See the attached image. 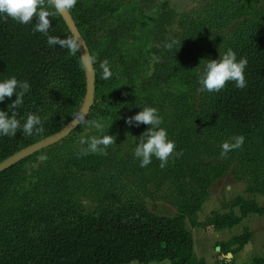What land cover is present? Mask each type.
Instances as JSON below:
<instances>
[{"label": "trees", "instance_id": "1", "mask_svg": "<svg viewBox=\"0 0 264 264\" xmlns=\"http://www.w3.org/2000/svg\"><path fill=\"white\" fill-rule=\"evenodd\" d=\"M217 1L203 10L202 23L208 25L185 27L174 49L166 48L161 57L162 65L165 61L164 73L171 70L176 75L181 65L213 54L214 47L211 49L208 41L213 34L210 29L225 27L235 14L237 0H224L223 5ZM162 6H158L154 15L146 16L139 0H77L69 12L86 41L96 79L92 109L78 128L103 106V110H109L116 130L128 133L139 130L142 134L148 126L129 127L125 117L146 105L158 108L164 120L162 126L168 129L170 138L176 141V151L182 155L170 157L164 168L155 157L144 168L134 159L138 164L130 165L129 171L121 174L129 173L135 183L138 176L148 197L169 202L177 212L157 213L144 199L98 202L94 210L88 211L80 199L87 196L81 189V176L74 174L69 178L68 173H53L50 168L41 173L37 187L29 186L18 192L20 166L35 153L0 173V264H150L165 260L170 264H205L194 257L193 236L187 222L193 227L199 225L197 213L208 197V188L228 170L222 163L221 144L231 133L243 135L242 149L246 151L245 158L240 155V159L252 162L258 156L264 158V13L257 11V17L235 28L233 39L225 46L236 51L238 59L247 58L248 86L238 89L229 82L221 91L208 93L198 91L193 82L191 107L185 108L190 98L187 92L182 91L183 95L169 84L168 103L167 93L155 87L159 79L150 74L141 77L149 34L153 26L165 25L162 20L157 21L162 11L173 13L167 1ZM48 7L53 13L49 17L52 22L49 35L73 38L61 15L54 7ZM35 22V17L27 25L0 17V78L15 75L30 83L31 92L19 109L20 116L30 112L41 115L44 131L32 136L18 131L14 137H0V161L63 128L79 111L86 92L85 68L79 51L73 55L59 45L49 46L46 35L33 32ZM104 60L113 72L108 80L101 78L100 63ZM197 78L198 75H193L194 80ZM15 98L14 94L11 100ZM8 103L10 100L6 98L0 107L6 110ZM190 147H195L192 154L186 153ZM94 156L82 157L73 166L87 172L98 171L96 159L102 162L105 159ZM254 178L248 181V190L264 196V179L260 173ZM161 191L163 195L159 194ZM232 205L240 207L241 216L264 211L254 200L240 197L233 199ZM239 219L233 213L214 214L206 223L222 229ZM250 236L245 231L222 243L221 249L234 253ZM233 245L238 247L229 249ZM258 260L264 264L263 259H254Z\"/></svg>", "mask_w": 264, "mask_h": 264}, {"label": "rangeland", "instance_id": "2", "mask_svg": "<svg viewBox=\"0 0 264 264\" xmlns=\"http://www.w3.org/2000/svg\"><path fill=\"white\" fill-rule=\"evenodd\" d=\"M164 1H167V6L173 10V13L167 14L162 11L161 15L159 14L161 19L158 18L157 21L162 20V23H165V25L160 27L159 23L158 25L153 26L154 28L149 34V45H147L145 58L146 63L143 66L144 69L141 77H143L145 74H150L153 75V78L159 79L157 80L158 84H156L155 87L163 89L164 93H167V97H165V99H167L165 101H168V103L170 102V96L168 95V89L170 88L169 84L173 85L174 90L177 88L181 92H187L190 98L187 101L188 103H185L184 105L185 108H188L191 107L190 102H192V96L194 95V92H192L193 90L191 89L193 82L194 87H200L198 78L194 80L193 75H198V71L205 63L206 59H216L219 56V52L222 53L226 51L225 46L233 39V31L235 28L239 27L241 23L247 21L248 19H254L257 17L259 13L257 11H262L264 13V0H237L236 10L234 11L235 14L229 22L224 24L225 27L222 29H219L220 27H213L210 29V32L212 31L213 34L208 37V41L210 43L209 46L211 49L212 46L214 47V55H205L200 58H195L189 64L181 65L180 72H178L176 75H173V72H170L171 70H165L164 73L163 66L165 61L162 65L163 62L161 57L164 55V51H166V44L170 43L172 40H177L182 37L185 27H189V25H208L204 24V22L202 23L204 16L203 10L208 4H211L216 0H139V4L141 5L146 16H152L157 13L156 11L158 6L163 8L162 5ZM218 1L217 3L223 5L224 0ZM165 15H167L166 18ZM154 33H157L158 36H155ZM143 46L146 48L145 45ZM161 73H163V75H161ZM184 75H190V77L186 78ZM157 76L159 78H156ZM190 93H192L191 96ZM183 98H185V96ZM103 108L104 107L102 106V108L94 110L89 119L102 117L106 123V131L108 128L113 126L115 122L112 116L110 117L109 110L105 111ZM86 131L88 135L98 134L94 133L92 130H87L85 121L80 128L67 136L64 140L37 152L32 158H28L27 160L23 161L20 166V180H17L18 192L21 190L23 192V190L29 186L37 187L39 185V181L41 180V173L43 171L45 173L47 169L50 168L53 170V173L59 174L62 171L68 173L69 178L74 177V174L81 176L80 181L83 182L81 189L84 190L87 196L83 195L84 197L81 196L80 199L88 211L94 210L98 202L111 203L119 200L144 199L148 207L157 213L173 214L177 212V208L169 202L164 200H153L151 197H148L146 191L147 189L145 190L142 188L143 186L142 183L139 182L138 176H136L137 183H135V179L129 175V173H124L123 175L121 174V172L127 170L130 165L132 166L133 164H138V162L134 160L136 158L134 157L133 153L136 143L139 142V137L141 135L139 130H132L130 133L124 132L123 130L118 131L116 130L115 125L112 127V129H109L108 133L115 135L116 137L115 144L109 146L107 155H88L91 156L92 159L95 157L94 155L102 156V159H105V162L100 161V159H96L99 163L98 169L100 170L95 171L90 169L91 171L89 172H87V170L77 169L73 166L75 161L79 162L82 157H87L79 155V138L81 134L85 133ZM262 131V135H264V129ZM231 134H229L227 138H230ZM242 147L240 148L241 150L239 149L236 153L231 151L233 155H229L228 153L227 156L221 158L222 163L227 165L228 170H226L225 174L222 176V178H220L221 180H214L215 182L213 185H210L208 188V194H212V199L218 206L221 205L218 204L219 201H227L228 206H232L231 200L236 193L227 189V186L231 185L235 181H238L237 177L247 178L241 179L243 180V187L246 185V183H248V181L255 180L254 175H256V173H260L261 178L264 179V158L258 156V159L252 162L242 161L240 159V155L242 159H244L245 157L243 154L246 151V148L242 149ZM215 149L217 148L215 147ZM194 151L195 147H190L188 150H186V153L192 154ZM83 160L85 161L86 159ZM128 171L129 170H127V172ZM142 174L145 175L146 172ZM142 174L140 175V179L143 177ZM242 188H237V190L242 191ZM159 194L163 195V192L161 191ZM258 202L264 207V196H261ZM263 213L250 214L244 219L243 225L240 229V233H244L245 227L253 229V237L251 240L253 244V252L260 251L261 255H264V215L258 214ZM210 216L209 217L212 218L214 217V214ZM207 217L208 216L206 212L201 211L199 218L203 221L205 218L207 219ZM187 227L189 229H196V227L191 226L189 222H187ZM211 228L214 229L212 226L209 229L211 230ZM197 229L196 230L198 232H195V238L197 241L196 249L199 250L200 241L202 240V237L204 236L207 229L205 230V228L202 227ZM230 233L231 232L229 231V236L234 235L233 233ZM212 243L213 242L210 243L209 240L204 241L205 250L203 252V256L207 260L214 253V249L216 251V248H214ZM217 244H220V242L216 243V245ZM216 253L219 252L216 251ZM224 253L229 257L231 256L230 254H232L231 252H225V250ZM218 255L219 257L217 258L216 264H262L260 260L254 261L255 258H243L242 260L239 258H232L228 262H224L225 258L222 257L223 254L219 253ZM150 264H170V262L165 260L162 262H152Z\"/></svg>", "mask_w": 264, "mask_h": 264}, {"label": "clouds", "instance_id": "3", "mask_svg": "<svg viewBox=\"0 0 264 264\" xmlns=\"http://www.w3.org/2000/svg\"><path fill=\"white\" fill-rule=\"evenodd\" d=\"M77 0H48V5L54 7L56 12L63 14L75 7ZM46 5V0H0V17L11 18L20 24H31L33 18L36 22L33 32L47 36L49 46H61L75 55L80 48L79 41L74 38L61 39L58 36L49 35L52 22L49 19L53 13ZM177 44L172 40L166 44L168 50H173ZM248 60L245 57L237 58V53L232 48L220 53L216 59H206L198 71V83L200 92L214 93L221 91L229 82H233L238 89L248 86L245 70ZM101 78L108 80L113 72L110 70L107 60L100 63ZM31 85L27 80H20L15 75L0 78V104H4L6 98L10 103L5 108L0 107V137L16 136L18 131L27 136L44 131L41 115L30 112L26 116H20L19 109L25 103L26 94H30ZM15 94V99L11 100ZM141 108V107H140ZM125 123L129 127L147 125L146 130L140 135L139 142L134 148V157L139 161L140 167H147L155 157L160 161V167L164 168L169 163L170 157H179L182 152L176 151V141L170 138L168 129L164 126L163 117L158 108L144 106L134 115L125 117ZM86 129L94 133L88 135L87 131L79 138V155L89 154L107 155L109 146L115 144V135L105 132L106 123L102 117L86 120ZM245 142V136L234 135L225 140L221 145V157L229 152L240 149Z\"/></svg>", "mask_w": 264, "mask_h": 264}, {"label": "crops", "instance_id": "4", "mask_svg": "<svg viewBox=\"0 0 264 264\" xmlns=\"http://www.w3.org/2000/svg\"><path fill=\"white\" fill-rule=\"evenodd\" d=\"M222 176L220 178H222ZM220 178H218V179H220ZM237 180L238 181H235L231 185L227 186V189L232 190V191H234L236 193L235 196L233 197V199H235L237 197H240V198L248 200V201L254 200L258 205L263 207V205H261L258 202L259 198L261 196H263V195L260 194V193H255V192L249 191L247 183L243 187V185H242V181L243 180H241V179H237ZM213 183L211 184V186L213 185ZM237 188H242V191L237 190ZM218 204H221V205H219V206L216 205L214 203L213 199H212V194H208L207 199L203 202V204L201 206V209L197 213V220L199 222V225L195 226L196 229L199 228V227L205 228V230L207 229V231L205 232L204 236L202 237V240L200 241V249L199 250L196 249V244H197L196 242L197 241H196V238H195V232H198L197 231L198 229L197 230L196 229H192V228L189 229L191 231V233H192V236H193V253H194L195 259L196 260H203L205 262V264H216L217 263V258L219 257L218 254L220 253V254H223L222 257L225 258L224 262H228L232 258H239L240 260H242L243 258H245V259L246 258L247 259L248 258H251V259L259 258V259H263L264 260V255H261L260 251L253 252V247H252L253 244L251 242L252 237H253V233H252L253 229L252 228H248V227H245L244 232L247 231V232L250 233L251 236H250L249 240L244 245H242L236 252L230 254L231 255L230 257L228 255H225L224 251L221 249V244L228 242L233 237H238L241 234H243V233H240L241 232L240 229H241V227L243 225L244 219L247 218L250 214H257V213L250 212V213H248L245 216H241V212H240V207L239 206H234L232 204H231L232 206H228L227 201H225V202L224 201H219ZM224 209H228V210H224ZM201 211L202 212L203 211L206 212V214L208 216L207 219H209L211 217L210 215H212V214L225 215V214H228V213H233L236 217H240V219H239V221L237 223L233 224L230 227L222 228V229H216V228H214L213 225L206 223V221H207L206 218L203 221H202V219L199 218V215H200ZM173 214H175V213H173ZM173 214H168V215H173ZM258 215H264V213L263 214H258ZM211 226L214 229L211 228V230H210L209 228ZM229 231L231 233H233L234 235L229 236L228 235ZM206 240H209L210 243L213 242L212 244H213L214 248H216V251L219 252V253H216V251L214 249V253L211 255L210 258H208V260L206 258H204V256H203V252L205 250L204 241H206ZM218 242H220V244L216 245V243H218ZM236 247H238V245H233L229 249H235Z\"/></svg>", "mask_w": 264, "mask_h": 264}, {"label": "water", "instance_id": "5", "mask_svg": "<svg viewBox=\"0 0 264 264\" xmlns=\"http://www.w3.org/2000/svg\"><path fill=\"white\" fill-rule=\"evenodd\" d=\"M63 18L66 26L69 29L70 34L74 39L79 41L80 48L78 49L82 63L85 68L86 75V92L83 98L82 105L77 112V114L60 130L57 132L48 135L42 139L37 140L36 142L18 150L12 155L8 156L4 160L0 161V173L9 167L17 164L25 158L30 157L31 155L48 148L63 139L69 136L75 129H77L80 124L85 120L89 115L95 98V70L92 62V57L90 55L88 46L85 39L79 32L73 17L69 10L63 14L59 13Z\"/></svg>", "mask_w": 264, "mask_h": 264}]
</instances>
